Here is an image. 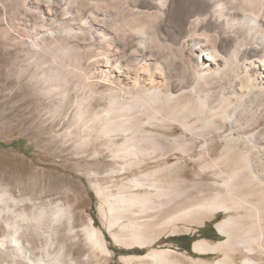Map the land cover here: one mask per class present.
I'll list each match as a JSON object with an SVG mask.
<instances>
[{
	"label": "rangeland",
	"instance_id": "obj_1",
	"mask_svg": "<svg viewBox=\"0 0 264 264\" xmlns=\"http://www.w3.org/2000/svg\"><path fill=\"white\" fill-rule=\"evenodd\" d=\"M65 2L0 0V257L3 258L0 264H22V249L18 246L25 230L33 234L42 260L50 264H229L218 263L223 257L220 252L184 249L185 246L192 248L193 242L199 239L223 240V235L213 232L212 224L214 227L227 217L237 219L232 225L236 242L232 256L234 263L243 264L249 242L264 244L263 212L258 218L249 212L248 215L244 207L219 211L202 226L183 216L169 218L175 213L167 216L160 212L161 202L174 199L194 182L211 181L206 173L199 178L202 165L180 153L164 161L136 165L133 162L140 151L131 154L129 147H117L121 140L106 135L102 116L97 118L101 113L99 106L106 105L108 98L117 101L126 98L116 82L120 79L104 64L105 59H93L92 55L100 48L116 49L120 57L126 55L130 35L116 27V23L119 18L121 21L131 18V12L123 9L129 2L73 0L72 7L82 17L76 20L78 24H71V32L50 30L37 37L34 24L48 9L60 18ZM183 8L182 0H174V18L180 16ZM162 25L160 38L165 45L171 43L173 47L160 49L157 56L167 74L176 78L189 55L185 48L174 43L173 33L171 37L165 36L169 32ZM19 72L22 76L18 82ZM61 114L69 116L74 132L85 134L83 147L53 143L57 131L51 116ZM263 130L256 134L260 141H264ZM181 132L178 127L176 134ZM227 136L233 137V146L241 148L246 144L243 137L226 126L220 133L199 138L193 157L200 154L199 145L213 140L216 146L210 158H215ZM186 139L191 137L186 134ZM73 140L75 143L78 139L74 136ZM77 150L82 151L81 157L75 156ZM117 150L125 153L126 158H115ZM262 152L261 148H253L250 154L259 172L264 170ZM157 168H163L168 176L165 179L157 175L158 190L142 185L146 182L145 172ZM32 182L38 184L34 190L29 187ZM145 192L149 193L148 197L126 200V203L118 201L119 195ZM238 195L248 200L256 198L247 192ZM90 222L104 233V247L109 253L105 254L101 245L86 232ZM107 228L115 234L114 238L108 235ZM162 229L165 231L157 235ZM179 235L190 238L185 244L176 243L174 237ZM152 250L164 251L161 259L146 255ZM123 256L130 257L122 260ZM258 258L264 260V250Z\"/></svg>",
	"mask_w": 264,
	"mask_h": 264
},
{
	"label": "bare ground",
	"instance_id": "obj_2",
	"mask_svg": "<svg viewBox=\"0 0 264 264\" xmlns=\"http://www.w3.org/2000/svg\"><path fill=\"white\" fill-rule=\"evenodd\" d=\"M72 1L66 0L60 18L56 17L54 10L48 9L47 14L34 24L36 36L50 30L70 33L71 24H78L76 20L82 17V13L72 7ZM126 1L129 4L125 5V2L123 9L131 12V18L123 21L116 18V27L130 35L128 48L124 47L126 55L120 57L116 49L102 48L92 55L93 59H105L104 64L120 79L116 82L126 96L122 101L110 97L106 105L99 106L101 113L97 118L102 116L104 133L112 135L111 139H120L117 147L127 146L131 154L139 150L141 154L133 162L136 165L164 161L174 153L186 155L202 165L199 178L206 173L211 181L194 182L178 192L174 199L161 202L160 212L167 216L175 213L169 218L183 216L202 226L206 219L219 211L241 207L259 218L261 212L264 214V170L259 172L256 169L257 164L253 165L250 154L253 148L264 150V141L256 138L257 132L264 128V0H182L184 8L177 19L173 16L174 0ZM140 16L143 20L138 21ZM162 24L169 32L165 36L171 37L173 33L174 43L185 48L189 55L176 78L167 74L157 56L160 49L173 47L171 43L165 45L160 38ZM21 72L16 77L18 82L21 81ZM61 115L51 116L57 131L53 143H72L77 149L83 147L85 134L78 135V130L74 132L69 116ZM226 126L243 137L246 143L243 147L233 146V137L227 136L215 158H210L216 146L213 140L199 145L201 152L193 157L199 138L220 133ZM178 127L182 130L180 134H176ZM186 134L191 140L186 139ZM74 136L78 139L75 143ZM75 156L81 157L82 151L77 150ZM114 156L126 158L120 151ZM163 174V168L145 172L146 182L142 185L158 190L157 175L168 178ZM38 178L43 180L42 176ZM37 186L35 182L29 184L31 190ZM241 192H247L251 197L255 194L256 198L243 199L238 195ZM148 194L119 195L118 201L132 202ZM22 217L26 219L25 215ZM236 220L231 217L219 220L215 227L225 238L216 242L196 240L193 242L194 251L220 252L223 257L218 263L235 264L232 247L236 242L232 225ZM85 230L101 245L105 254L109 253L104 247L106 240L100 228L90 222ZM164 231L160 230L157 235ZM106 232L111 238L115 237L109 228ZM137 236L143 240V235ZM21 239L18 249H22V264H50V261L45 263L42 260L32 233L22 231ZM69 248L72 249L73 245ZM261 250H264V244L249 242L242 263L264 264V260L258 258ZM163 253L152 250L146 255L161 259ZM129 257L123 256L122 260Z\"/></svg>",
	"mask_w": 264,
	"mask_h": 264
},
{
	"label": "trees",
	"instance_id": "obj_3",
	"mask_svg": "<svg viewBox=\"0 0 264 264\" xmlns=\"http://www.w3.org/2000/svg\"><path fill=\"white\" fill-rule=\"evenodd\" d=\"M212 230H213V232H216L215 228L213 227V224H212ZM203 236L206 237V235H203ZM186 237H187V235H179V236L174 237V239L177 241V240H180V239H184ZM210 238H212V237H210ZM191 243L192 242H190V245H191ZM184 249L187 250V251H191V246H187ZM140 252H142V251H140Z\"/></svg>",
	"mask_w": 264,
	"mask_h": 264
},
{
	"label": "crops",
	"instance_id": "obj_4",
	"mask_svg": "<svg viewBox=\"0 0 264 264\" xmlns=\"http://www.w3.org/2000/svg\"><path fill=\"white\" fill-rule=\"evenodd\" d=\"M189 238H190L189 235H187L186 238H184V239H180V240H177L176 242H177V243H180V244H185V242H186ZM185 247H186V246H185Z\"/></svg>",
	"mask_w": 264,
	"mask_h": 264
},
{
	"label": "water",
	"instance_id": "obj_5",
	"mask_svg": "<svg viewBox=\"0 0 264 264\" xmlns=\"http://www.w3.org/2000/svg\"><path fill=\"white\" fill-rule=\"evenodd\" d=\"M214 228H215V230H216V227L214 226ZM217 231V230H216ZM218 232V231H217ZM192 249V251H194V249H193V247L191 248Z\"/></svg>",
	"mask_w": 264,
	"mask_h": 264
}]
</instances>
